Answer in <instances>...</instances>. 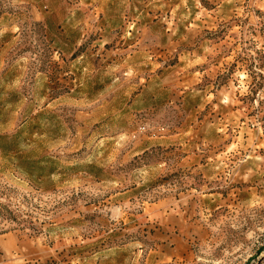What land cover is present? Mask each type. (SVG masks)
Here are the masks:
<instances>
[{
    "label": "clouds",
    "instance_id": "obj_1",
    "mask_svg": "<svg viewBox=\"0 0 264 264\" xmlns=\"http://www.w3.org/2000/svg\"><path fill=\"white\" fill-rule=\"evenodd\" d=\"M206 2L215 7L202 0H0V45L13 35L0 49V71L21 73L8 87L22 97L13 110L8 93L0 96V139L16 145L0 147V264H61L59 253L70 246L113 234L131 239L109 248L100 264L118 251L128 253L124 264H245L253 248L264 246V0ZM53 13L78 29L74 48L87 47L75 64L71 51L33 30L46 28ZM46 45L62 69L86 66L76 88L61 78L56 93L43 92ZM163 97L159 108L143 107ZM129 100L144 119L136 132L115 138L127 159L104 164L119 182L96 183L86 171L74 190L57 182L66 169L99 162L97 155H77L86 130ZM30 124L39 128L33 133ZM169 143L178 155L119 175L133 155ZM49 159L56 172L41 180L21 166L25 160L47 166ZM157 176L168 180L150 184ZM54 182L62 195L49 194ZM90 213L97 214L94 224L65 223ZM67 264L97 258L69 257Z\"/></svg>",
    "mask_w": 264,
    "mask_h": 264
},
{
    "label": "rangeland",
    "instance_id": "obj_2",
    "mask_svg": "<svg viewBox=\"0 0 264 264\" xmlns=\"http://www.w3.org/2000/svg\"><path fill=\"white\" fill-rule=\"evenodd\" d=\"M204 7L208 10H212L215 7L214 4H208L206 0H202ZM9 12L11 10L9 9ZM2 6H0V15H3ZM7 19V18H6ZM47 27L45 28L42 24H35L33 26L34 32L41 39L46 38L49 45H55L56 48H64L65 50L71 51V60L75 64L81 55H87V47L86 45H81L80 48H74V44L76 39H79L78 29L73 25L71 29H68L64 26L62 22H60L55 13L49 16L45 22ZM218 30V34H219ZM98 37L93 35L89 37V40H95ZM13 40V35L10 33L5 36L3 44L0 45V49L7 47ZM105 47H110L106 45ZM50 49L48 45L45 46V51L41 54V64L40 70L44 76L45 88L43 92L46 94L49 89L53 93H56L60 88V80L61 78L64 81H71L70 87L76 88L79 83L78 77L83 75V72L86 68H73L71 66L61 68L59 63H53L50 60L49 55ZM19 55V53H17ZM14 59V58H13ZM67 64V61L65 62ZM173 65L176 61L171 62ZM64 72H72L74 73L71 77L63 75ZM21 73L15 71L14 68H6L3 71H0V81H2L4 87H0V96H3L5 93H8L5 96V101L7 105H12L13 110L16 106L21 103L22 97L20 93L17 91L11 90L8 86L9 84H14L16 80L20 78ZM65 89L64 91H66ZM27 89H25V92ZM77 91H81V89L77 88ZM89 93L95 91V88L90 86L88 89ZM133 97H135L136 93L134 92ZM59 98V97H57ZM91 98V95H90ZM167 98L163 97L158 100L147 101L143 107L144 108H159L165 102ZM3 101H0V106L3 105ZM190 107V105H189ZM136 115H133V113ZM43 114H41L42 117ZM251 115H254L252 113ZM144 119V114L140 112L139 107L132 108V101H128V107L123 108L122 111L113 112L110 114H105L104 116L97 119L96 123L90 124V128L87 129V135L84 137L83 146L80 148V152L77 155L82 153H87L88 155H97L99 156V162L86 165L73 167L70 169L64 170V172L58 174L57 182L67 185L69 190H74L73 186H79L84 181L79 176L80 171H86L88 177H92L96 183H100L101 180H107L109 182H119L114 181L109 169H106L104 164L107 160L111 159L113 163L123 161L127 159L128 153L123 151H116L117 145L115 143V138L119 135H131L136 132V124L138 121ZM67 123V121H66ZM71 124H69V130H71ZM179 127V125H178ZM33 133L36 129L39 128V124H30L28 126ZM28 130L22 129L21 133L18 135H22L23 131ZM192 129H189V132H192ZM173 135H176L173 132ZM91 138V139H90ZM103 139L106 141L103 148L99 146V141ZM15 141L8 142L6 139H0V147H3L7 151H12L15 148ZM143 147L148 148V142H144ZM178 155L177 146L173 143H169L167 149L161 147L160 144H156L153 147H150L148 151H145L143 155H133L127 164H124L123 167L118 169V173L121 176H127V174L131 173L133 170L143 167L144 165L150 164L157 160H160L163 156H172ZM44 159L41 157V160ZM47 166H44L40 163V160H25L22 163V167L29 173L30 176L34 177L36 180H41L43 177L50 175L56 172L57 162L52 160H47ZM168 180V177H159L153 181H150V184L163 183ZM55 183L53 185H48L47 189L50 195H62L63 192L55 191ZM135 187V186H133ZM142 190V189H141ZM116 198H119V194H117ZM159 201L156 202V206H159ZM99 206V205H98ZM85 207H88L85 205ZM153 205L149 204L148 208L151 211ZM66 215H70L66 214ZM97 214L90 213L85 215L83 219L77 217L76 219H68L65 221L66 225L70 228L77 227L79 225L85 224H94L96 221ZM147 229L145 232L147 233ZM151 236L155 237L156 233L153 231L150 233ZM131 237L127 236H119L118 234H113L108 239L101 238V240L96 241L91 245H86L83 247H69L65 249L64 252L59 253V256L62 258L61 264H67L69 257L75 258L80 257L82 260H91L92 258H97V264H100V261L104 259V254L108 252L109 248L119 246L121 249L124 247V244L130 240ZM65 252L67 255H65ZM128 258V253L126 251H118L114 256H108L105 264H112L115 261V264H124V261ZM264 264V246H258L252 249V254L248 257L245 264ZM47 264V262H45ZM55 264V261H53Z\"/></svg>",
    "mask_w": 264,
    "mask_h": 264
}]
</instances>
